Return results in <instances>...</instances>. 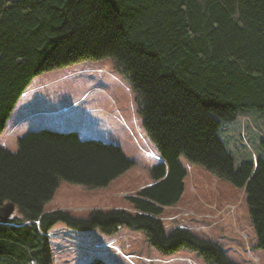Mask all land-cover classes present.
I'll return each mask as SVG.
<instances>
[{
	"label": "trees",
	"instance_id": "trees-1",
	"mask_svg": "<svg viewBox=\"0 0 264 264\" xmlns=\"http://www.w3.org/2000/svg\"><path fill=\"white\" fill-rule=\"evenodd\" d=\"M104 58L142 104L160 157L152 183L127 196L131 209L46 211L61 181L107 187L134 163L75 132L31 131L16 153L0 142V206L16 205L0 220V264H52L49 233L59 222L109 236L127 226L162 252L189 247L212 264H237L188 227L167 233L161 216L182 199L189 173L182 156L244 190L264 250V160L236 166L219 137L222 121L264 110V0H0V136L37 76Z\"/></svg>",
	"mask_w": 264,
	"mask_h": 264
},
{
	"label": "rangeland",
	"instance_id": "rangeland-1",
	"mask_svg": "<svg viewBox=\"0 0 264 264\" xmlns=\"http://www.w3.org/2000/svg\"><path fill=\"white\" fill-rule=\"evenodd\" d=\"M25 94L0 136L11 152L18 151V139L27 133L48 129L115 145L134 163L107 187L61 181L45 210L68 209L87 217L105 204L131 208L126 195L150 184L151 169L160 157L143 127L142 104L130 77L111 58L84 59L37 76ZM219 137L236 166L255 155L264 160V110L241 112L232 121H222ZM181 161L193 169L184 181L182 199L161 216L167 233L183 224L200 238L218 243L237 264H264L244 190L184 156ZM114 236L121 238L115 241L99 229L77 230L59 222L49 233L52 264H212L189 247L162 252L143 230L123 226Z\"/></svg>",
	"mask_w": 264,
	"mask_h": 264
},
{
	"label": "water",
	"instance_id": "water-1",
	"mask_svg": "<svg viewBox=\"0 0 264 264\" xmlns=\"http://www.w3.org/2000/svg\"><path fill=\"white\" fill-rule=\"evenodd\" d=\"M16 213V205L12 202H7L0 206V220L8 222Z\"/></svg>",
	"mask_w": 264,
	"mask_h": 264
},
{
	"label": "crops",
	"instance_id": "crops-1",
	"mask_svg": "<svg viewBox=\"0 0 264 264\" xmlns=\"http://www.w3.org/2000/svg\"><path fill=\"white\" fill-rule=\"evenodd\" d=\"M190 167V166H189ZM191 169H193L192 168V166L190 167ZM152 183V180H151V182H150V184ZM120 195V197L122 196L121 194H119ZM100 209L101 208H103V209H107V208H109L110 207V209L113 207V208H124V209H131V208H127V207H124V206H108L107 204H105V205H103V206H98ZM98 207H96L95 209H99ZM130 207V206H129ZM205 215H203V214H201L200 215V217H204ZM207 217H208V214L206 215ZM117 236V235H116ZM110 237H113V240H115V241H118V239L119 238H121V236H119L118 238L117 237H115L114 235L113 236H110Z\"/></svg>",
	"mask_w": 264,
	"mask_h": 264
}]
</instances>
